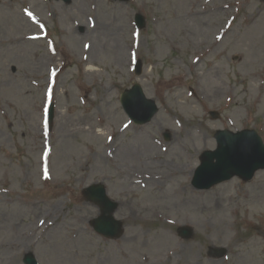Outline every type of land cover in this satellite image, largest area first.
<instances>
[{
  "label": "rangeland",
  "instance_id": "1",
  "mask_svg": "<svg viewBox=\"0 0 264 264\" xmlns=\"http://www.w3.org/2000/svg\"><path fill=\"white\" fill-rule=\"evenodd\" d=\"M263 1L0 0V264H264V171L205 191L178 174L217 131L264 142ZM134 85L158 104L146 125L120 103ZM155 176L169 180L141 188ZM98 183L119 204V239L91 227L101 212L82 191ZM184 186L193 205L179 204Z\"/></svg>",
  "mask_w": 264,
  "mask_h": 264
},
{
  "label": "water",
  "instance_id": "2",
  "mask_svg": "<svg viewBox=\"0 0 264 264\" xmlns=\"http://www.w3.org/2000/svg\"><path fill=\"white\" fill-rule=\"evenodd\" d=\"M64 1L70 2V0ZM135 95H138L142 101H145L140 87L136 86L133 91L126 92L122 99L123 105L125 103L128 106L132 97ZM156 112L157 109L155 104L151 103V112L149 113L148 120L154 117ZM217 138L218 144H220L219 149L214 153H205L202 166L198 170L197 177L199 180L202 179L201 177H203V175H207V173L214 178V180L206 184L204 188H210L217 183L230 180L235 175H239L244 180L249 181L259 169H264V144L255 132L247 131L237 135L228 132H220ZM215 159L217 162L214 164L213 161ZM85 194H87L88 198L92 201H98L104 206L105 211H107V200L102 187L87 190ZM89 194L92 198H90ZM108 225L111 224L109 223ZM96 227L101 233L106 235H114L116 233L114 229H107L102 223H97ZM32 261L31 258H28L26 262L28 264H33Z\"/></svg>",
  "mask_w": 264,
  "mask_h": 264
},
{
  "label": "bare ground",
  "instance_id": "3",
  "mask_svg": "<svg viewBox=\"0 0 264 264\" xmlns=\"http://www.w3.org/2000/svg\"><path fill=\"white\" fill-rule=\"evenodd\" d=\"M121 48H122V46H121V43H117V50H119V51H122L121 50ZM220 92H221V90H219V91H217L216 93H215V96H218L219 94H220ZM64 128H68V124H67V122L64 120V122L62 123V124H60V127H59V129H61V131L63 132L65 129ZM205 130H208L209 129V127L208 126H204L203 127ZM172 135H173V137H174V140H173V142L171 143V145L174 147V149L175 150H177V152H180L181 153V151L184 149V148H186V143L184 142V141H182V139H180V136L178 135V134H176V133H172ZM148 149H150V147H145L143 150H144V152H143V155L145 156V157H149V150ZM127 152L128 151H126V153L122 156V158H121V160H122V162L123 163H125V162H127V160H128V158L130 159V161L132 160V158H133V153L132 152H130L129 151V154H127ZM187 152V151H186ZM174 154V156L176 157L177 156V154L176 153H173ZM148 155V156H147ZM156 158H158V159H160L159 158V156H156ZM165 162H163V163H157L158 164V166L160 167V166H163V164H164ZM178 174H179V176L180 177H185V176H187V175H189V176H193V174H194V170L192 171V170H190V169H187L186 168V166L184 167H182V171H179L178 172ZM156 179H158V180H155V179H151L150 178V181H149V184H151V186H154V185H158V184H160V185H158V186H165L166 185V182L169 180L168 179V177H159V176H157L156 177ZM161 179H163V180H165L164 182L161 180ZM147 182V181H146ZM141 187H143L144 185L143 184H141L140 185ZM140 188V187H139ZM139 188L138 189H136V190H139ZM189 187H186V186H184L183 188H179V193L181 194L179 197H180V199H182V200H180L181 201V203H179V204H182V205H190V201H191V199L192 200H194L193 199V197H194V195H193V193H192V191L191 190H189L188 189ZM204 195H201L200 197H203ZM188 198H189V200H188ZM191 205H193V201H191ZM156 211H158L159 210V208H156L155 209ZM164 211H167V209H164V208H162V209H160V213H162V212H164ZM121 214L123 215V211L121 212ZM123 216H125V215H123ZM129 221L132 223V224H135L136 223V219L135 218H133V216H130L129 217ZM164 223H168L167 222V219H163V221L161 222V226L163 227L165 224ZM31 227H33V226H31ZM45 229V228H44ZM26 241H28V242H30L29 240H28V238L26 239ZM174 253V252H173ZM179 251L177 252V256L178 257H180L179 256ZM175 254V253H174ZM208 263H210V264H212L210 261L208 262Z\"/></svg>",
  "mask_w": 264,
  "mask_h": 264
}]
</instances>
